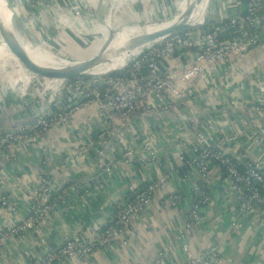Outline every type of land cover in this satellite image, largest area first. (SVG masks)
<instances>
[{
  "label": "crops",
  "instance_id": "0c3cea01",
  "mask_svg": "<svg viewBox=\"0 0 264 264\" xmlns=\"http://www.w3.org/2000/svg\"><path fill=\"white\" fill-rule=\"evenodd\" d=\"M8 1L16 13L24 12L20 0ZM23 3L29 5L28 0ZM243 8L244 0H208L204 16H213L210 23L216 22L242 15ZM52 12L58 21L71 11L53 7ZM259 36L263 40L257 48L249 49L238 60L209 67L204 78L192 85L194 98L178 100L167 111L143 113L117 125V131L109 134L108 121L117 123L118 117L92 103L76 110L63 124L51 127L44 136L16 144L10 160L0 159V191L17 210L0 206V227L24 215L41 173L64 184L88 180L89 187L70 189L56 210L28 234L0 249V264H24L29 257L41 256L47 246L57 247L67 236L85 239L97 234L132 191L166 168L171 170L167 183L154 190L152 203L123 229L121 236L126 243L114 242L89 257H63L54 264H149L158 252H162L164 264L181 263L186 256L184 242L195 257L217 244L219 261L211 264H264V211L256 205L243 208L241 195L217 164L208 168L211 200L201 207L191 228H185L190 208L201 195V183L196 169L180 165L176 156L178 147L191 152L198 145L188 121L193 117L198 129L213 139L231 135L226 147L235 158L243 146L264 165V113L246 106L257 103L258 85L264 82V27ZM189 55L190 51L180 49L173 57L158 60L157 65L166 73L181 66ZM4 72L0 75V119L8 123L29 113L24 108L8 113L14 101L6 89L9 72ZM60 88H55L60 103L70 105L78 100V90L59 93ZM230 100L237 102L230 105ZM147 145L157 149L158 159L142 162L140 154L132 159L124 157L125 150L143 151ZM103 167H111V173ZM174 193L177 199L172 204Z\"/></svg>",
  "mask_w": 264,
  "mask_h": 264
},
{
  "label": "built area",
  "instance_id": "2783aa9c",
  "mask_svg": "<svg viewBox=\"0 0 264 264\" xmlns=\"http://www.w3.org/2000/svg\"><path fill=\"white\" fill-rule=\"evenodd\" d=\"M262 2L263 0H244L240 16H231L211 22L205 27L185 29L164 37L134 56L130 63L118 70V74L112 76L110 73L100 78L103 83L90 86L79 79L62 80L66 86L61 87L59 93L72 89L79 91V98L73 104L58 101L55 89L57 86L34 83L28 97L31 105L26 110L28 113L34 112L35 116L27 122L10 126L7 130L0 128V159L10 160L11 149L16 144L44 136L51 127L63 124L76 110L92 103L100 105L106 113L110 112L118 117L117 123L108 121L106 131L111 134L117 131V125H125L143 113L167 111L178 100L194 98L192 85L204 78L209 67L238 60L249 49L260 45L263 39L259 33L264 27ZM180 49L190 51L187 61L166 73L160 71L157 61L173 57ZM234 61L232 66L235 65ZM40 89L42 93L39 92ZM258 91L257 103L246 106L264 113V82L258 85ZM43 100H47L49 105L45 106ZM236 102L230 100L229 103L235 105ZM246 106L243 108L247 109ZM37 109H41V112H36ZM188 121L198 137V145L191 152L180 146L176 156L180 165L196 169L201 183V195L190 208L185 228H191L199 219L201 207L211 200L207 191L210 182L208 168L211 163L219 165L226 172L241 195L243 208L256 205L264 211V165L243 146L235 158L226 147L231 135L213 139L198 129L195 118ZM255 142H258L257 138ZM136 154H140L139 159L142 162H152L159 156L155 147L147 145L143 151L125 150L124 157L132 159ZM104 170L107 173L112 171L111 167H103ZM170 175V169H163L155 178L132 191L129 199L117 206L112 219L97 234L85 239L76 235L67 236L57 247L47 246L41 256L37 259L29 257L24 264H54L63 257L70 256L86 258L114 242L126 243L121 236L123 229L135 215L152 203L154 190L167 183ZM88 187V180L83 181V184H64L41 173L37 188L29 196L24 215L17 221L8 223L6 227H0V249L28 234L39 221L49 216L65 201L70 189L80 191ZM176 199L177 194H172L171 203L175 204ZM0 206L7 207L12 212L17 210L15 204L1 191ZM182 249L186 254L183 262L171 264H211L219 261L217 244L197 257L190 252L188 243L184 242ZM149 264H164L162 252H158Z\"/></svg>",
  "mask_w": 264,
  "mask_h": 264
},
{
  "label": "rangeland",
  "instance_id": "374dc122",
  "mask_svg": "<svg viewBox=\"0 0 264 264\" xmlns=\"http://www.w3.org/2000/svg\"><path fill=\"white\" fill-rule=\"evenodd\" d=\"M20 1L24 12L16 13L12 25H9L12 31L10 34L18 43L23 46L21 41L26 39L33 45H40V49L49 51L51 55L59 59H73L84 54L98 53L102 49L101 44L109 39L111 31L115 32L116 29L120 30L122 27L133 28L137 26L140 28L146 23L155 24L159 21L170 20L183 9L187 0H144V3L140 1L139 3L138 0H97V3H95L96 0H60L61 2L56 0L60 3L59 6L50 3L51 0H28L31 7L23 3L24 0ZM174 5L177 8H174ZM57 6L69 9L71 12L65 15L60 14L62 18L57 21L52 12L53 7L57 9ZM12 8L14 7L12 6ZM115 34L110 43L112 53L117 46H115ZM2 42L0 47H3V53L7 56L8 61L16 68L22 67L23 63L20 58L14 51L4 46L6 44L4 41ZM24 52L34 60L33 56L35 55L28 54L25 49ZM5 69L6 67L0 60V75L5 73ZM6 70L8 71V69ZM115 71L99 74L93 78H101ZM79 80L84 83L87 82V79ZM70 81L74 80L70 79ZM25 83L24 89L22 86L18 88V85L15 89L18 93L23 92L22 100L26 102L28 107L31 105L28 99L32 93L30 87L34 83L52 84L53 87L62 88L66 86L63 81L48 82L29 79ZM39 92L42 93V89Z\"/></svg>",
  "mask_w": 264,
  "mask_h": 264
},
{
  "label": "water",
  "instance_id": "95a60500",
  "mask_svg": "<svg viewBox=\"0 0 264 264\" xmlns=\"http://www.w3.org/2000/svg\"><path fill=\"white\" fill-rule=\"evenodd\" d=\"M4 1L5 4L7 5V8L10 10V14L12 15V20L10 18V22L12 23V21H14L13 19L16 15L15 14L16 12L12 8L8 0H4ZM207 2L208 0L206 1V4L200 16V22L190 21V16L192 14V11H194L196 5H194L192 1H189V4L183 15V18L179 22L172 24L168 27H165L163 29L151 32L150 34H147L144 37L141 38L136 37L135 39H130L129 42H127L125 46H123L120 49L119 55H121L122 52L126 49L142 48L143 45H145L146 43L147 45H151L174 32H179L190 28H200L207 26L210 23L211 19L213 18V16L210 17L204 16V11L206 9ZM115 31L118 30L116 29ZM10 33H12L10 27L5 23L4 19L0 18V37H1L0 46L3 43L2 41H4L6 45L11 46V48L15 51V53L19 57H21L20 60L23 63V66L20 68H16L14 65L12 66V63L8 61V59L6 58L7 56L3 53V50L0 47V60L3 63V65L6 67V69H8L9 72V80H8L9 84L7 83L6 89L8 94L14 101L12 108L8 109V113L10 115L15 113L17 110H20L21 108L22 110L26 109L27 107L26 102L24 103V101L22 100L23 95L21 94L20 96L18 91L15 89V87L16 85H18V88H20V86H22V88L23 86L25 87L26 84L25 82L29 79L37 80V81L57 82L65 79L79 78V79H87L86 84L90 86H93L98 83H103V79L95 78V77L93 78V76L95 75L87 73V71H89L91 67L96 62L99 61L101 51L91 55L84 54L81 57H74L73 59L72 58L67 59V61H69L70 63L63 67H59V68L48 67L36 63L28 55H26V53L24 52V48L20 45V43H18V41ZM101 46H102L101 48H104L105 45L101 44ZM130 62L131 60H129L126 63V65ZM43 104L45 106L49 105L47 100H43ZM36 112H41V109H37ZM34 116L35 113L32 112L31 114L29 113V115L23 117L22 119H19L18 121H13L8 123H6L3 119H0V128H4L5 130H7L8 127L27 122L29 119H32ZM4 117H6V115H4Z\"/></svg>",
  "mask_w": 264,
  "mask_h": 264
},
{
  "label": "bare ground",
  "instance_id": "6f19581e",
  "mask_svg": "<svg viewBox=\"0 0 264 264\" xmlns=\"http://www.w3.org/2000/svg\"><path fill=\"white\" fill-rule=\"evenodd\" d=\"M189 1H192L194 3L195 8L194 11H192V14L190 16V21L193 22H200V16H201V11L204 9V6L206 4V0H187L186 4L184 5L183 9L173 18L170 20H164V21H159L158 23L155 24H149L146 23L142 27H137L134 26L129 27V28H121L118 31H112L110 34V37L108 40L104 42V48H102L100 51V59L98 62H96L87 73H90L92 75H99V74H104L110 71L118 70L122 68L126 63L130 60L132 56L137 55L140 53L144 48L148 47L147 43L143 45L142 48H135V49H126L120 54V49L125 46L127 42H129L130 39H135L136 37L141 38L144 37L147 34H150L151 32L163 29L165 27H168L172 24H175L179 22L182 18L183 15L187 9V6L189 4ZM0 18L5 20V23L9 26L12 25L10 22V18L12 20V15L10 14V10L7 8V5L5 4L4 0H0ZM111 26V23H109ZM139 25V24H138ZM124 26V25H123ZM130 26V25H129ZM11 27V26H10ZM125 27V26H124ZM120 28V27H119ZM15 33V31H13ZM115 34V40H116V48L114 52L112 53V48H111V40L113 35ZM24 34V33H23ZM23 36V35H22ZM23 44V48L28 52L30 55H35L33 56V59L36 63L41 64L43 66H48V67H63L65 65H68L70 62L67 61L65 58H57L54 55H51L49 51H45L43 49H40V45L37 44H32L28 42L26 39L21 41ZM10 50L14 51L11 46L4 45ZM3 48V47H2ZM44 48V47H43ZM15 52V51H14ZM112 53V54H111ZM17 55V54H16ZM18 58H21L17 55ZM60 57V56H59Z\"/></svg>",
  "mask_w": 264,
  "mask_h": 264
},
{
  "label": "trees",
  "instance_id": "16d2710c",
  "mask_svg": "<svg viewBox=\"0 0 264 264\" xmlns=\"http://www.w3.org/2000/svg\"><path fill=\"white\" fill-rule=\"evenodd\" d=\"M116 74H118V71H115V72L111 73L112 76H114V75H116ZM97 86H98V85H97Z\"/></svg>",
  "mask_w": 264,
  "mask_h": 264
}]
</instances>
